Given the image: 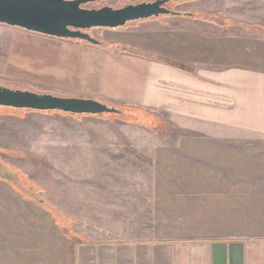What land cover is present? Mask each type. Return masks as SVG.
I'll return each mask as SVG.
<instances>
[{
  "label": "crops",
  "instance_id": "obj_1",
  "mask_svg": "<svg viewBox=\"0 0 264 264\" xmlns=\"http://www.w3.org/2000/svg\"><path fill=\"white\" fill-rule=\"evenodd\" d=\"M194 3L215 18L93 28L99 45L0 23L9 64L154 137L125 138L128 169L55 190L0 164V264H264V0ZM66 122L90 129L51 138H114L110 120Z\"/></svg>",
  "mask_w": 264,
  "mask_h": 264
},
{
  "label": "rangeland",
  "instance_id": "obj_2",
  "mask_svg": "<svg viewBox=\"0 0 264 264\" xmlns=\"http://www.w3.org/2000/svg\"><path fill=\"white\" fill-rule=\"evenodd\" d=\"M153 1L155 0H97L88 2L83 6L85 8H99L109 5L114 8H120L128 4ZM193 2L194 0H169L166 6L171 10L180 12L184 16H187L188 13H194V15H199L203 18H215V11L208 12L206 10L207 13H203L202 10L199 11L200 9L194 8L198 4H193ZM211 8H215V5L211 4ZM176 16L164 14L156 18L170 24L178 20ZM142 20L145 19L130 21L126 25L135 24ZM90 35L98 39L92 29L90 30ZM24 65L27 64L20 63V68L9 64L7 53L0 49V86L39 93L78 96L72 91L59 88L53 82L51 84L42 83L43 80L40 74L38 72L25 71L22 68ZM107 104L120 109L121 112L123 111L121 106ZM7 112L16 113L17 116L1 114ZM123 112L72 115V113L56 110L38 111L0 106V164H6L7 167L16 166L18 170H27L30 172L31 177L42 181L46 186L54 190L56 189V184H62V181H65L66 184H73V182L87 183L91 177H94V175L89 174L92 166L96 167L98 171L105 165L117 168V170L121 168L128 169L130 160H128L126 149L122 150L128 145L125 138L154 137L142 132L125 129L119 120H124V118L138 119L140 116L135 113L127 114V112L123 114ZM74 117L110 120L112 123L110 128L114 138H51V136L56 137L59 129L64 125L65 128L67 127L76 134L79 128L81 130L90 129V126H87L90 123H82L80 127L69 126L72 123L66 121ZM29 134L33 138H24ZM44 136H48V138H43ZM95 177L97 182H103L105 178L101 173H97ZM108 177H112L113 182L119 183L122 181L129 182L130 175L122 176L123 180L120 175Z\"/></svg>",
  "mask_w": 264,
  "mask_h": 264
},
{
  "label": "water",
  "instance_id": "obj_3",
  "mask_svg": "<svg viewBox=\"0 0 264 264\" xmlns=\"http://www.w3.org/2000/svg\"><path fill=\"white\" fill-rule=\"evenodd\" d=\"M97 0H0V23L41 34L101 44L90 35L93 28L123 27L130 21L180 14L166 6L169 0L139 2L120 8L105 5L85 8ZM0 106L72 114L120 113L121 110L95 98L39 93L0 86Z\"/></svg>",
  "mask_w": 264,
  "mask_h": 264
},
{
  "label": "trees",
  "instance_id": "obj_4",
  "mask_svg": "<svg viewBox=\"0 0 264 264\" xmlns=\"http://www.w3.org/2000/svg\"><path fill=\"white\" fill-rule=\"evenodd\" d=\"M137 52V51H136ZM120 113H122V112H120Z\"/></svg>",
  "mask_w": 264,
  "mask_h": 264
},
{
  "label": "flooded vegetation",
  "instance_id": "obj_5",
  "mask_svg": "<svg viewBox=\"0 0 264 264\" xmlns=\"http://www.w3.org/2000/svg\"><path fill=\"white\" fill-rule=\"evenodd\" d=\"M89 32H90V30H89Z\"/></svg>",
  "mask_w": 264,
  "mask_h": 264
}]
</instances>
